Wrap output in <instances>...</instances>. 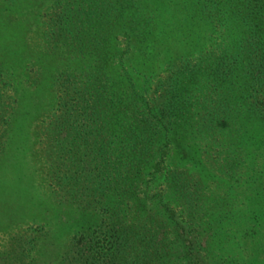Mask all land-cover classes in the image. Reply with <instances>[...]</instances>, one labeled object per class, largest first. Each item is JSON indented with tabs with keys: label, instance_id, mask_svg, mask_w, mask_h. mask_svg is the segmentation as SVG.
I'll use <instances>...</instances> for the list:
<instances>
[{
	"label": "trees",
	"instance_id": "obj_1",
	"mask_svg": "<svg viewBox=\"0 0 264 264\" xmlns=\"http://www.w3.org/2000/svg\"><path fill=\"white\" fill-rule=\"evenodd\" d=\"M250 137L264 0H0V264H152L148 203L195 219L243 182ZM171 147L184 169L152 194Z\"/></svg>",
	"mask_w": 264,
	"mask_h": 264
},
{
	"label": "rangeland",
	"instance_id": "obj_2",
	"mask_svg": "<svg viewBox=\"0 0 264 264\" xmlns=\"http://www.w3.org/2000/svg\"><path fill=\"white\" fill-rule=\"evenodd\" d=\"M220 28L216 27L208 37L213 38L215 44L220 43L222 38L226 39ZM219 35H222L220 39ZM173 43H176L175 39ZM249 142L252 143H249L247 163L244 169L238 168V178L240 173H245L242 175L243 182H231V186H222L220 191L210 183L215 201L212 205H205L203 212L198 213L195 219L189 210L185 211L180 202L168 195L165 198V204L169 205L167 209L159 200L148 203L147 210L161 221L162 226L168 222L154 239V242L160 241L156 243L160 244V250L158 255L154 252L152 264H264V138L256 137L254 141L250 137ZM240 151L238 149L237 156ZM168 152L162 171L155 177L152 194H159L165 189V170L176 169L180 172L184 169L172 147ZM194 152V159L210 168L208 170L213 168L212 156H209L207 149L202 147V150L196 151L195 148ZM260 173H263V178L258 177ZM171 216L179 224L177 227L170 222ZM199 219L204 223L200 231L196 225ZM7 237L6 233H0V242L3 243ZM142 240L148 241L146 237ZM91 241L100 244L104 238L93 237Z\"/></svg>",
	"mask_w": 264,
	"mask_h": 264
}]
</instances>
